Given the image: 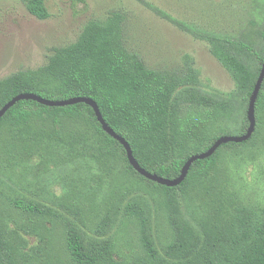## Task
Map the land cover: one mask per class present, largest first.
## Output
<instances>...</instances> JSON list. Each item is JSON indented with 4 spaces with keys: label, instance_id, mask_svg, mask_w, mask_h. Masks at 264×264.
<instances>
[{
    "label": "trees",
    "instance_id": "trees-1",
    "mask_svg": "<svg viewBox=\"0 0 264 264\" xmlns=\"http://www.w3.org/2000/svg\"><path fill=\"white\" fill-rule=\"evenodd\" d=\"M24 2L48 17L43 0ZM148 6L206 42L235 90L205 89L190 60L177 70L146 66L112 12L53 47L42 65L0 77V108L19 93L91 98L138 164L170 179L218 137L244 134L264 60V0L250 22L258 27L235 37ZM255 119L249 139L221 144L169 187L133 169L90 105L17 101L0 118V264H264V201L244 193L238 177L264 147V80Z\"/></svg>",
    "mask_w": 264,
    "mask_h": 264
},
{
    "label": "rangeland",
    "instance_id": "rangeland-1",
    "mask_svg": "<svg viewBox=\"0 0 264 264\" xmlns=\"http://www.w3.org/2000/svg\"><path fill=\"white\" fill-rule=\"evenodd\" d=\"M43 1L48 17L38 19L28 12L24 0H0V77L42 65L53 47L75 41L89 20H101L119 12L123 16L125 45L138 53L146 66L177 70L190 60L205 89L230 92L236 88L235 81L210 53L208 44L161 17L148 5L181 22L234 37L258 27L250 24L251 20H257L256 0ZM238 173L243 192L264 201V147ZM54 183V192L59 193L61 184ZM128 233L125 238L134 239L129 229Z\"/></svg>",
    "mask_w": 264,
    "mask_h": 264
},
{
    "label": "water",
    "instance_id": "water-1",
    "mask_svg": "<svg viewBox=\"0 0 264 264\" xmlns=\"http://www.w3.org/2000/svg\"><path fill=\"white\" fill-rule=\"evenodd\" d=\"M264 80V60L261 65V69L259 71V74L257 76V79L255 81L254 87L252 89L249 101H248V107H247V121H248V127L244 134L240 135H222L218 137L213 144L205 151L193 154L191 155L183 164L180 173L177 177L170 179V178H164L161 177L155 173H151L144 168H142L135 157L133 156L132 150L128 142L125 140L124 137L117 134L103 119L101 112L98 108V105L94 100L88 97L84 96H78V97H71L67 99H59V100H51L47 98H43L41 96H38L34 93H19L15 96H13L9 101H7L1 108H0V118L5 114V112L13 106L17 101L19 100H34L40 104L46 105V106H65V105H71L75 103H85L92 107L94 114L96 116L97 121L100 123L102 129L111 137H113L115 140H117L124 148L126 152V157L128 159L129 164L133 167V169L139 173L140 175L144 176L146 179L154 181L158 184L165 185V186H177L179 185L186 177L188 170L191 166V164L200 159H205L209 156H211L216 149L224 143L228 142H243L247 139H249L252 135V133L255 130L256 125V119H255V102L258 96V93L260 91L262 82Z\"/></svg>",
    "mask_w": 264,
    "mask_h": 264
}]
</instances>
